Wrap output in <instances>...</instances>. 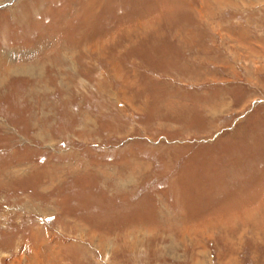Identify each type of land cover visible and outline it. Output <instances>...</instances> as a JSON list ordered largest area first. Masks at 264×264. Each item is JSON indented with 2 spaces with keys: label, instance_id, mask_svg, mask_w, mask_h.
<instances>
[{
  "label": "rangeland",
  "instance_id": "obj_1",
  "mask_svg": "<svg viewBox=\"0 0 264 264\" xmlns=\"http://www.w3.org/2000/svg\"><path fill=\"white\" fill-rule=\"evenodd\" d=\"M0 264H264V0H0Z\"/></svg>",
  "mask_w": 264,
  "mask_h": 264
}]
</instances>
